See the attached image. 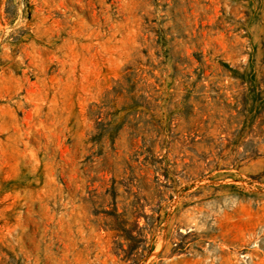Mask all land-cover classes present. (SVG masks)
<instances>
[{
  "label": "rangeland",
  "instance_id": "374dc122",
  "mask_svg": "<svg viewBox=\"0 0 264 264\" xmlns=\"http://www.w3.org/2000/svg\"><path fill=\"white\" fill-rule=\"evenodd\" d=\"M0 264H264V0H0Z\"/></svg>",
  "mask_w": 264,
  "mask_h": 264
}]
</instances>
